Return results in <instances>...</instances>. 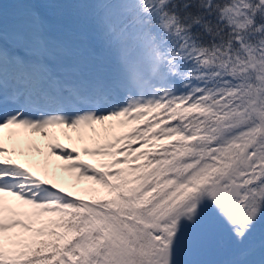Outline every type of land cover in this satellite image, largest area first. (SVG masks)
Segmentation results:
<instances>
[{
	"label": "snow or ice",
	"instance_id": "obj_1",
	"mask_svg": "<svg viewBox=\"0 0 264 264\" xmlns=\"http://www.w3.org/2000/svg\"><path fill=\"white\" fill-rule=\"evenodd\" d=\"M85 6L87 42L39 7L5 29L0 3V264H205L218 231L223 264H264V0ZM13 129L95 146L53 136L28 159ZM57 169L92 183L66 191Z\"/></svg>",
	"mask_w": 264,
	"mask_h": 264
},
{
	"label": "rangeland",
	"instance_id": "obj_2",
	"mask_svg": "<svg viewBox=\"0 0 264 264\" xmlns=\"http://www.w3.org/2000/svg\"><path fill=\"white\" fill-rule=\"evenodd\" d=\"M49 1V0H48ZM3 4V21H4V26L5 29H7L9 26H11L14 21L15 17L11 13H18L20 12V8H23V10L28 9V8H33V4H27L24 2V0H0ZM9 2V3H8ZM41 4V7L45 11V13L48 15V13L51 12L50 9L46 8V0H39V4ZM76 6V5H74ZM73 6V7H74ZM53 9L51 15L49 18L60 28H62L64 31H66L68 34L71 36L81 39L85 42L91 40V35H92V25L90 26L89 24H80V25H75L73 27H70V20H66L65 18L61 17L60 15H57L54 13ZM11 12V13H10ZM90 19L87 20L92 24V19H91V13H90ZM86 29V30H85ZM147 122V121H145ZM112 124V133L114 134H122L124 132H129L134 128H143V124H133L129 123L124 126H120L116 124L115 122H109ZM100 127V126H96ZM67 136L73 137L72 141H69L65 138V135L62 134L61 130L58 129H53L49 130L48 133H46V137H41L39 133H30L25 130L21 129H13V130H4V135H5V147H13L14 146V140L9 141L7 139L8 135L10 132L17 133L21 138H23L24 143L17 145V147L20 150H23L26 153H30V155L27 157L28 159H34V160H39L40 157L36 156L34 153V148L39 147L42 151L46 152V149L44 148L45 144L49 142V140L54 136L60 143L65 144L69 149L71 147L75 146L77 151H79L82 147H94V143L92 141H86L85 143H79L75 141L76 133L70 131V130H65ZM21 159H25V157H21ZM53 164L59 165L65 163L64 161H59L56 160L55 157H49L48 158ZM108 159L107 157H92V156H84L82 153L80 155V160L83 161L84 163H97L100 160H106ZM57 174H58V183L61 184L65 188L66 191H76L77 188L83 187L90 185L92 182L91 181H85V180H80L77 181L75 179L76 173L74 171H60L57 169ZM99 187V186H96ZM105 192L101 190L100 194H104ZM82 195V194H81ZM82 198L88 199V196H83ZM5 202H9L12 200L11 197L5 196L4 197ZM219 232V231H218ZM215 233L203 246V248L194 256V259H198L201 261H204L205 264H212L213 260L216 259V257H221L224 255H227V253L232 250V247H222V245H219V241L216 240V235L218 234Z\"/></svg>",
	"mask_w": 264,
	"mask_h": 264
},
{
	"label": "trees",
	"instance_id": "obj_3",
	"mask_svg": "<svg viewBox=\"0 0 264 264\" xmlns=\"http://www.w3.org/2000/svg\"><path fill=\"white\" fill-rule=\"evenodd\" d=\"M94 2H96V0H49V1L46 0V5H47L46 8L51 10V12L48 13V16H50L53 9L56 8L54 10L55 14L60 15L66 20H70V26L68 28L73 27L75 25H80L82 23L83 24L87 23L91 26L92 24L87 21L90 19L89 17H90L91 10L88 8H85L86 7L85 5L89 3H94ZM32 6L33 8L39 7L41 8L43 12H45L43 8L41 7V4L40 5L33 4ZM90 37H92V35ZM154 118H155V114H153L152 116H149L148 120H153ZM141 162L142 161H137V163H141ZM100 196H106V193L100 194ZM261 231H264V224L258 226L257 238L259 237V234ZM217 239L219 240V243L222 245V247H229V246L232 247L233 246L232 242L228 239L227 235L223 231H220V233L217 236ZM233 254H234V246L232 247V250H230L227 253V255L217 257L216 259H214L212 264H223V262L231 259L233 257ZM252 258L259 260L261 258L260 252L257 251L256 255Z\"/></svg>",
	"mask_w": 264,
	"mask_h": 264
}]
</instances>
